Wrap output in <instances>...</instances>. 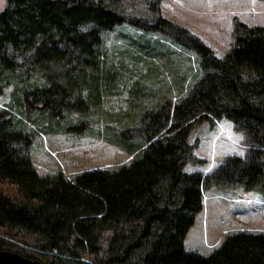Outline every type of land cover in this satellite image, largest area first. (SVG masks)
<instances>
[{
	"label": "trees",
	"instance_id": "trees-1",
	"mask_svg": "<svg viewBox=\"0 0 264 264\" xmlns=\"http://www.w3.org/2000/svg\"><path fill=\"white\" fill-rule=\"evenodd\" d=\"M3 1L0 95L10 93L0 109V250L46 264H264L261 233L229 234L206 256L183 247L208 187L264 196V26L235 22L216 57L158 14L160 0H145L152 18L126 13L124 0ZM122 26L191 51L201 76L185 93L179 80L158 90L136 80L127 108L109 114L126 67L100 48ZM218 119L242 134L244 155L209 174L184 171L190 131ZM85 127L131 160L71 178L36 172L27 153L34 130Z\"/></svg>",
	"mask_w": 264,
	"mask_h": 264
},
{
	"label": "rangeland",
	"instance_id": "rangeland-1",
	"mask_svg": "<svg viewBox=\"0 0 264 264\" xmlns=\"http://www.w3.org/2000/svg\"><path fill=\"white\" fill-rule=\"evenodd\" d=\"M3 5L0 0V10ZM123 5L128 14L153 17L145 0H124ZM158 14L197 37L216 57H222L230 47L235 22L264 26V0H160ZM103 48L126 67L108 99L109 114L127 108L129 91L136 80L146 82L153 90L164 85L173 87L179 80L185 93L191 81L201 76L192 52L179 49L165 35L144 36L133 27L122 26L106 36L100 49ZM151 48L157 49L158 57H151ZM167 50L168 60L164 54ZM9 93L10 87L0 95V109L8 105ZM76 125L80 126V122ZM96 129L93 134L87 133L86 127L80 133L34 130L27 153L36 172L45 176L59 171L71 178L86 170L127 164L132 155L95 136ZM187 142L192 157L183 169L188 173L209 174L225 157L245 153L242 134L226 119L196 125ZM239 231L264 234V196L241 186H210L203 192L202 209L186 233L183 247L206 256L227 235Z\"/></svg>",
	"mask_w": 264,
	"mask_h": 264
},
{
	"label": "water",
	"instance_id": "water-1",
	"mask_svg": "<svg viewBox=\"0 0 264 264\" xmlns=\"http://www.w3.org/2000/svg\"><path fill=\"white\" fill-rule=\"evenodd\" d=\"M0 264H46L37 259H29L15 252L0 250Z\"/></svg>",
	"mask_w": 264,
	"mask_h": 264
}]
</instances>
